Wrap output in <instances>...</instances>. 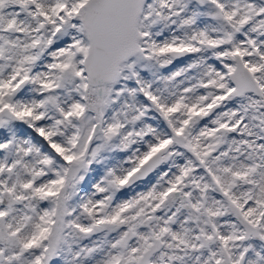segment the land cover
<instances>
[{
  "label": "snow or ice",
  "instance_id": "6c2138e0",
  "mask_svg": "<svg viewBox=\"0 0 264 264\" xmlns=\"http://www.w3.org/2000/svg\"><path fill=\"white\" fill-rule=\"evenodd\" d=\"M0 264H264V0H0Z\"/></svg>",
  "mask_w": 264,
  "mask_h": 264
}]
</instances>
